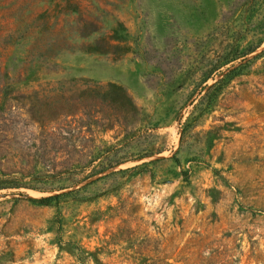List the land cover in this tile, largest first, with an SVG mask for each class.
Segmentation results:
<instances>
[{"label":"rangeland","instance_id":"374dc122","mask_svg":"<svg viewBox=\"0 0 264 264\" xmlns=\"http://www.w3.org/2000/svg\"><path fill=\"white\" fill-rule=\"evenodd\" d=\"M0 79V264H264V0H0Z\"/></svg>","mask_w":264,"mask_h":264},{"label":"trees","instance_id":"16d2710c","mask_svg":"<svg viewBox=\"0 0 264 264\" xmlns=\"http://www.w3.org/2000/svg\"><path fill=\"white\" fill-rule=\"evenodd\" d=\"M80 21L81 24L76 27L77 35L79 38H83L92 33H95L99 29L98 26H96L92 21L79 20V22ZM47 29L48 27L45 25V30ZM45 30H43V34H45ZM40 39L42 38L40 37L39 40ZM66 40L67 38H64L60 42H57V40L55 39L49 41L47 44V48L39 53V57L42 58L40 60L43 61L52 58L57 51L64 49L63 47H67V45L69 44H67ZM120 43L121 40L115 38V36H97L90 43L84 44L81 49L84 52H100L112 54L117 50L123 49L124 46H121ZM1 81L2 80L0 79V83H2ZM74 98H78V101H74ZM57 99L61 100L60 104H54L51 102L49 104V101L46 99V97H44L43 100L48 101V103L44 102V106H42L41 104L34 105L28 111L30 115L35 120H37V122L44 123L61 114L71 115L78 111L86 115H90L93 112L95 113L96 109H92V107L96 102H99L100 105L105 104L108 109L115 113H119L120 111L123 112L127 108V106L131 105V99L129 98V96H127L124 89L121 86L113 83H108L105 87L96 86L94 88H90L89 86H87L85 88H81L78 94H71L69 96L64 92H61L57 95ZM77 102H79L83 106V108L78 106ZM94 173L96 172H93L92 175ZM55 197L56 195H51L40 197L38 199L29 198V200L35 201L40 204H47L49 200Z\"/></svg>","mask_w":264,"mask_h":264}]
</instances>
